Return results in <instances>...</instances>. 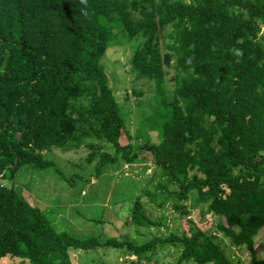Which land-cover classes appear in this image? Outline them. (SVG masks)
Segmentation results:
<instances>
[{"label":"trees","instance_id":"16d2710c","mask_svg":"<svg viewBox=\"0 0 264 264\" xmlns=\"http://www.w3.org/2000/svg\"><path fill=\"white\" fill-rule=\"evenodd\" d=\"M139 34L130 68L149 81L171 69L174 87L155 94L144 118L159 143L134 146L100 59L114 39ZM83 147L81 174L64 178L70 186L140 152L153 157L159 175L127 221L136 235L162 226L152 207L187 215L178 202L193 191L216 223L202 229L188 218L187 229L140 243L58 231L8 184L27 165L61 174L44 153ZM263 228L264 0H0V264H73L70 250L104 247L132 264L165 247L175 249L170 264H233L224 239L264 264L255 249Z\"/></svg>","mask_w":264,"mask_h":264},{"label":"rangeland","instance_id":"374dc122","mask_svg":"<svg viewBox=\"0 0 264 264\" xmlns=\"http://www.w3.org/2000/svg\"><path fill=\"white\" fill-rule=\"evenodd\" d=\"M142 42L140 34L129 42L121 37L114 39L100 59L126 127L132 136L135 134L139 137L131 140L134 146L147 140L159 143L158 132L151 131L145 125L144 118L152 109L155 94L165 93L174 87V72L171 69H167L169 74L161 80L149 81L130 68V58ZM137 92L142 94L138 96ZM86 152L85 147L76 151L61 152L56 149L45 152L44 159L55 162L62 175L53 166L39 169L27 165L19 169L8 186L21 198L39 208L58 231L68 232L78 238L96 237L105 241L109 238L122 239L127 235L134 239L137 237L139 240L135 241L140 243L155 235L164 236L187 229L188 218L202 229L216 223L217 220L206 211V202L198 199L193 191L187 200L178 202V205L185 206L187 215L181 216L171 203L163 209L152 207L149 214L155 221H161L162 226L148 231L139 228L137 231L140 235H136L127 221L134 197L149 187L148 184L155 175H159L153 157L149 153L140 152L133 164L120 163L116 167L109 165L99 178L92 175L88 182L76 179L75 185L70 186L64 178L75 173L81 174L80 157L85 156ZM88 170L91 173L92 168ZM2 183L6 184V181ZM167 189L176 190V184H169ZM224 244L226 255L233 264H255L246 246L232 245L228 239H224ZM255 249L256 257L264 259V228L255 237ZM69 252L73 264H132L131 262L136 261L135 257L125 258L118 249L107 247ZM175 257V249L165 247L157 252L149 264H170ZM1 264L25 263L19 258L14 261L5 258ZM136 264L147 263L142 261Z\"/></svg>","mask_w":264,"mask_h":264},{"label":"clouds","instance_id":"9594fccd","mask_svg":"<svg viewBox=\"0 0 264 264\" xmlns=\"http://www.w3.org/2000/svg\"><path fill=\"white\" fill-rule=\"evenodd\" d=\"M234 54L237 56V57H240L242 55V53L239 51V50H234Z\"/></svg>","mask_w":264,"mask_h":264}]
</instances>
